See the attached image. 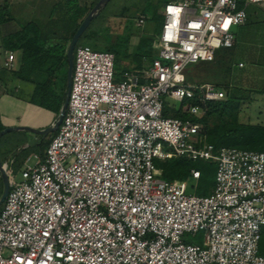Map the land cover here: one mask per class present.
<instances>
[{
    "label": "built area",
    "instance_id": "built-area-1",
    "mask_svg": "<svg viewBox=\"0 0 264 264\" xmlns=\"http://www.w3.org/2000/svg\"><path fill=\"white\" fill-rule=\"evenodd\" d=\"M240 2L243 3L240 6ZM264 0H172L149 64L115 73L114 54L77 43L68 101L43 154L20 178L4 164L0 264H264V151L216 148L204 126L165 116L166 98L189 116L226 98L185 70L231 48L245 7ZM144 28L145 14L133 19ZM4 52L2 67H15ZM183 104V105H181ZM215 164L211 192L167 181L155 159ZM203 234L202 243L185 236Z\"/></svg>",
    "mask_w": 264,
    "mask_h": 264
},
{
    "label": "trees",
    "instance_id": "trees-1",
    "mask_svg": "<svg viewBox=\"0 0 264 264\" xmlns=\"http://www.w3.org/2000/svg\"><path fill=\"white\" fill-rule=\"evenodd\" d=\"M97 1L58 0L52 5L48 19L42 24L30 21L21 25L18 30L10 31L1 37L3 50L14 53L18 52L19 58L16 59L17 62H15L13 69L6 70L2 67L0 72L5 76L7 74L11 80L32 84V90L27 94L26 101L49 110L55 115L58 114L65 91L66 48L68 42L80 22ZM162 1H165V4L172 0H109L98 15L91 20L77 43H86L94 49L112 52L114 54V67L118 75L130 70L118 69L123 64V60L132 59L134 61L133 69H140L145 65L144 63L140 64V60L144 59L143 57L146 54L151 59L152 53L155 50L151 43H149L152 38L149 41L139 38L133 53L128 52L130 40L127 39L126 35L118 37L114 43L110 44L103 43L102 45H97L95 42L104 41L109 31V28L106 26L109 18L123 16L130 9H134L133 16L129 18L131 27H134L132 19L139 14H146L152 19H158L160 14H158L157 9L159 8V3ZM242 5L243 3L240 2V6ZM161 18L163 19L162 15ZM10 19L11 17L4 7H0V25L7 23ZM45 30H47L46 33ZM55 30H62L63 32L57 35L58 33ZM147 46L153 48L151 54H148V51H146ZM214 59H216V56ZM217 85L220 86L219 84ZM224 90L226 98L220 101L208 102L205 113L201 117L189 116L181 110V107L178 109L172 107V111L171 109L170 111L166 109L164 110V115L169 116L168 114H170L173 117L181 119L189 118L191 121L201 123L204 126L207 141L212 143L216 148L235 147L264 151V124H244L238 122L237 113L240 110V99L228 95L225 87ZM211 119L213 121L210 126L209 121ZM52 134L53 137L55 132ZM40 140L39 146H43L45 142L44 137H40ZM48 143L49 141L46 146ZM19 144L16 143L12 147H19ZM22 150L19 148V151ZM41 152L38 155H41ZM13 157L11 170L15 174L12 166L16 159ZM23 157L20 156L17 161L23 163L22 160L26 159L27 156ZM191 163L195 165L193 166ZM201 164L205 167L204 170L196 167V165L199 166ZM155 165L161 170V177L163 179L176 182L191 179L190 170L192 168L197 169L200 176L197 180L196 192L200 195H206L213 188L216 166L212 162H192L185 158L177 157L164 161L155 159ZM212 173L213 178H211ZM201 181L204 183L199 185ZM207 183L210 185L212 183V187L207 185ZM1 189L2 179L0 176V194ZM259 253L264 255V226L261 229Z\"/></svg>",
    "mask_w": 264,
    "mask_h": 264
},
{
    "label": "rangeland",
    "instance_id": "rangeland-1",
    "mask_svg": "<svg viewBox=\"0 0 264 264\" xmlns=\"http://www.w3.org/2000/svg\"><path fill=\"white\" fill-rule=\"evenodd\" d=\"M49 1L50 0L17 1L16 5L9 8L10 11H8V15L12 16L13 21L0 28V37L10 31L18 30L21 25L27 22L33 21L36 24L45 22L50 14V8L58 0H55L51 6ZM164 2L165 1L159 3L157 12L160 14V17L158 19H152L145 14L147 16V22L142 29H137L130 25L129 18L133 16L134 9H130L123 16L109 18L106 23V26L109 28L108 34L104 41H96L95 43L97 45L114 43L118 37L126 35L127 39L130 40L128 44L129 53H133L139 38L145 41H149L152 38L149 43H151L155 49L156 36L160 32L163 20L161 15ZM31 3H35V5H31ZM18 8L19 10H17ZM15 9L17 11H15ZM245 9L247 11V21L241 26L234 27V31L237 35V43H234L235 45L231 48L220 47L216 49V59L211 62L192 64L185 70V74L187 79L191 82L212 81L219 84L223 89L225 87L228 95L239 98L240 110L237 113L238 122L244 124H264V4H248ZM55 31L58 33L57 35L63 32L62 30ZM46 32L47 30H45V33ZM153 48L147 46L146 51H148V54H151ZM143 58L144 59L140 60V64H149V56L146 54ZM3 59L4 50L0 41V64H2ZM122 63L123 64L120 65L118 69H130L125 73L134 70V61H132V59L123 60ZM115 73L118 72L115 70ZM179 105L180 103L171 102L166 98L164 110L167 109L170 111L171 109L172 111L173 108ZM168 115L171 116L170 114ZM56 116L57 115L54 116L51 123L55 121ZM212 121L213 119L209 121L210 126ZM52 135L53 134L50 133L44 137L45 142L43 146H39L41 141L40 138L34 143H29L30 138L27 139L25 131L23 130L6 133L0 138V158L2 160H5L7 156L5 154H7L8 151L9 154L15 150V148L12 147L14 144L20 143V149H23L22 151H17L18 153L14 156L16 161L12 166L17 180L20 178L19 172L21 168L28 161H26V159L28 158L29 161L34 160V155H38L40 151H42L41 153L43 154L46 144L51 140ZM20 156H27L26 159L23 157L25 159L22 160L23 163L17 161ZM192 164L193 166L195 165L194 163H191V165ZM196 167L201 170L205 169L202 164L199 166L196 165ZM211 178H213V173ZM178 183H184L188 191H193V188H191L194 183L193 180L188 179L187 181ZM201 183L203 184L204 182H199V185H201ZM207 185L211 186L212 183L211 185L207 183ZM185 240H194L201 244L203 241V234L198 233L197 236L193 238L187 235L185 236Z\"/></svg>",
    "mask_w": 264,
    "mask_h": 264
},
{
    "label": "crops",
    "instance_id": "crops-1",
    "mask_svg": "<svg viewBox=\"0 0 264 264\" xmlns=\"http://www.w3.org/2000/svg\"><path fill=\"white\" fill-rule=\"evenodd\" d=\"M17 1L23 2L24 0H0V7L2 8L4 7L5 11H7L8 13V11H10L9 8L14 7ZM54 1L55 0L49 1L50 6L53 4ZM31 5H35V3L34 4L31 3ZM17 10H19V8ZM17 10L15 9V11ZM10 17L11 19L7 23L0 25V28L2 26L8 25V23L10 24V22L13 21L12 16ZM235 36H236V40H235V44H236L237 43L236 33ZM0 41H1V37H0ZM15 55H16V59H18L19 53L17 52L15 53ZM0 65H1L0 70H2L1 69L2 64ZM31 90H32V84L21 82L18 80H11V78H9L7 74L5 76L3 75V73L0 72V130L8 126H29L32 128L42 129L51 124L55 116L53 112L26 101L27 98L26 96ZM25 134L27 139L30 138L29 137L30 135L27 132H25ZM5 155L9 156L10 153L9 154L7 153ZM4 161L5 160L1 159L2 163H4Z\"/></svg>",
    "mask_w": 264,
    "mask_h": 264
},
{
    "label": "water",
    "instance_id": "water-1",
    "mask_svg": "<svg viewBox=\"0 0 264 264\" xmlns=\"http://www.w3.org/2000/svg\"><path fill=\"white\" fill-rule=\"evenodd\" d=\"M108 2H109V0H98L96 2V4L91 8V10L87 13V15L83 18V20L80 22V24L78 25L77 29L75 30V32L73 33V35L71 36V38L68 42V45L66 48L67 66H66V74H65L64 98H63L61 108L59 109V112L56 116L55 121L53 123H51L50 125L46 126L45 128H42V129L32 128L29 126H8V127H5L4 129L0 130V138L6 133L23 130L30 135L29 143H34L38 140V138L45 137L48 134L53 133L57 130V128H58V126L62 120V117L64 115L66 105H67V101H68L75 46H76L77 42L79 41L81 35L85 31V29L90 24L91 20L98 15L100 10ZM20 147L21 146L15 148V150H13V152H11L9 156H7L4 163L1 162V158H0V175H1V179H2V191L0 194V205L3 203V201L7 195L8 189H9V183H8V179H7V174H6L5 169H4V164L8 163V161L11 159L12 156H14V154L19 150Z\"/></svg>",
    "mask_w": 264,
    "mask_h": 264
}]
</instances>
